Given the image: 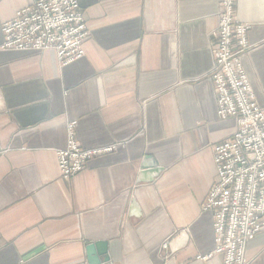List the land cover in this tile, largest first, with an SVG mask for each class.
<instances>
[{"label": "crops", "instance_id": "0c3cea01", "mask_svg": "<svg viewBox=\"0 0 264 264\" xmlns=\"http://www.w3.org/2000/svg\"><path fill=\"white\" fill-rule=\"evenodd\" d=\"M37 0H0V264H222L202 210L230 136L209 74L223 0H78L88 37L81 59L5 51L2 24ZM249 27L243 68L264 108V0H235ZM83 149L117 146L71 179L58 171L69 125ZM145 157L162 172L138 184ZM166 244L167 247L163 248ZM264 264V231L246 249Z\"/></svg>", "mask_w": 264, "mask_h": 264}, {"label": "built area", "instance_id": "2783aa9c", "mask_svg": "<svg viewBox=\"0 0 264 264\" xmlns=\"http://www.w3.org/2000/svg\"><path fill=\"white\" fill-rule=\"evenodd\" d=\"M234 4L235 0L221 3L209 77L218 118L234 119L236 128L212 147L216 176L202 210L211 216L215 248L197 259L221 255L222 264H249L247 246L264 231V108L255 103L243 68V57L250 49L246 42L249 27L236 20ZM1 34L2 50L53 51L61 66L83 57L88 37L78 0H37L2 24ZM73 126L69 125L66 147L56 152L63 179L75 177L90 160L117 147L83 149L73 137Z\"/></svg>", "mask_w": 264, "mask_h": 264}, {"label": "water", "instance_id": "95a60500", "mask_svg": "<svg viewBox=\"0 0 264 264\" xmlns=\"http://www.w3.org/2000/svg\"><path fill=\"white\" fill-rule=\"evenodd\" d=\"M160 172H162V168L157 167L152 158L145 157L141 164L137 183H152ZM86 256L88 264H107L109 262L107 242H95L89 244L86 247Z\"/></svg>", "mask_w": 264, "mask_h": 264}]
</instances>
